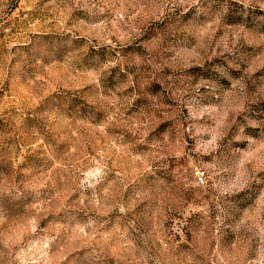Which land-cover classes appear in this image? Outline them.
Listing matches in <instances>:
<instances>
[{
	"label": "rangeland",
	"instance_id": "1",
	"mask_svg": "<svg viewBox=\"0 0 264 264\" xmlns=\"http://www.w3.org/2000/svg\"><path fill=\"white\" fill-rule=\"evenodd\" d=\"M0 264H264V0H0Z\"/></svg>",
	"mask_w": 264,
	"mask_h": 264
}]
</instances>
